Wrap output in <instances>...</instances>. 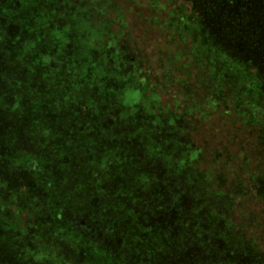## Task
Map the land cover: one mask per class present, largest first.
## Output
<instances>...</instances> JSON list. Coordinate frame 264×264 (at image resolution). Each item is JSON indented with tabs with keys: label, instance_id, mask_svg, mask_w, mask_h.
<instances>
[{
	"label": "rangeland",
	"instance_id": "374dc122",
	"mask_svg": "<svg viewBox=\"0 0 264 264\" xmlns=\"http://www.w3.org/2000/svg\"><path fill=\"white\" fill-rule=\"evenodd\" d=\"M3 1L29 20L12 23L0 13V264H224L216 253L232 248L221 236L233 228L223 210L236 199L216 197L210 174L195 171L182 184L189 197L179 208L180 198L166 192L171 184L163 167L171 160L160 146L172 144L175 160H191L197 169L199 152L187 142L194 98L185 92L187 69L173 56L188 54L199 78L234 83L233 91L264 84V66L250 51L241 59L251 66L237 57L239 35L247 37L246 49L256 45L249 14L228 13L224 21L205 7L211 0H39L34 21L26 0ZM223 4L240 11L243 2ZM137 13L146 23L136 34ZM149 21L165 42L149 33ZM154 45L157 57L149 58ZM226 56L247 66L245 73L234 67L243 80H222L219 70L231 66ZM154 67L164 87L146 78ZM224 92L204 94V103L225 100ZM112 156L128 176L135 205L116 199L119 166ZM215 202L217 218L208 222L201 214ZM115 206L117 223L107 217ZM240 233L244 254H257L254 238Z\"/></svg>",
	"mask_w": 264,
	"mask_h": 264
},
{
	"label": "trees",
	"instance_id": "16d2710c",
	"mask_svg": "<svg viewBox=\"0 0 264 264\" xmlns=\"http://www.w3.org/2000/svg\"><path fill=\"white\" fill-rule=\"evenodd\" d=\"M189 1L197 3V0ZM227 1L228 0H221L217 2L211 0L208 2L209 4H205V7L210 8V15L211 13H213L214 16L218 14L225 19L224 21H228V13L238 17H242L245 13L249 14L248 19H246L248 26L251 27V29L248 30V36L256 40V45L250 47L249 50L246 49L244 46L249 44L246 39L247 37H245L244 34L239 35L241 38L237 41L236 45V49H238L237 57L240 58L238 59L240 62L251 66L252 64L249 63V60H247L248 63H246V60L241 59L243 58L244 52L250 51L249 55L253 56L261 66H264V62H260L261 59H264V45L261 44V42L264 43V33L262 32L264 31V0H238V2H243L240 11H233L223 4L227 3ZM38 2L39 0H32V2L26 0L25 3L29 8L33 9L31 14H33L32 19L34 21L38 20L39 16V13L34 10ZM206 9L207 8H204V12L208 13ZM2 12L10 18L9 20L12 23H27L29 20V16L25 11L17 12L11 2L5 3L3 0H0V13ZM136 15L137 18L135 19V24H133V29L137 34L136 31L138 26H140L139 22L143 23L146 20L138 17V13ZM200 17L201 22L205 24V15L202 13ZM211 17L213 18V16ZM147 23H151L148 24L150 26L149 33L154 35V33L159 32L161 35L160 43H162V41L165 42V38L161 33L162 30L156 27L151 21ZM2 32L0 23V34ZM36 35L37 33L33 35L34 38L32 41L36 43L35 46L38 48L39 45L42 44V41L40 42ZM134 38L136 40L137 36L135 35ZM160 43L158 42L159 45ZM153 49H158V47L156 45L153 46L152 54L148 55L149 58L157 57V55H155L157 52ZM14 51L17 52L19 56H23L25 52L19 44L15 46ZM26 51H28V49ZM36 51H38V49H36ZM159 58L160 57H158V60ZM175 59L177 60L176 62L183 65L184 69H187L185 75L188 78L186 79L185 92L189 93L190 96L194 98L192 109L197 114L194 118L189 120L190 128H188V131L191 140L188 141L187 139V142H190L196 147V151L199 153L195 154L194 158L199 157V159L196 165L197 170L191 163V160H185L180 163L175 160L176 156L179 155V151L176 149L175 152L173 147H171L172 144L169 143L171 149L169 147L168 149H163V147L159 145L161 156L171 160V164H165L166 167H163L164 171H168V173L165 174V178L169 179V182H166L168 185L171 184V186L167 188L171 193L168 192V190L166 192L180 198V202H178L177 205L179 208L184 207L187 204L183 201V197L188 198L189 195H187L186 188H184L182 184L190 182L194 173L207 171L211 176L212 189L216 197L227 194L230 198L236 199L234 206L228 207V209L224 207L225 210H223L226 217L229 216L231 220L230 225L233 230L228 228V230L230 229L232 232L228 234L224 232L221 237L225 238L228 245L232 246V248H230L229 251L224 250L219 253L217 252V257L219 260H222L221 263L224 264H264V92H261V90H264V84L259 83L258 86L256 85L254 88L244 85L243 88L239 87L237 89L238 91H233L230 88L235 85L234 83L229 84L226 81L216 82L211 77L199 78V74H196L195 63H193V61H196L189 58L188 54L173 56L172 61H175ZM225 59L231 66H227L229 72L219 70L222 80L224 77L227 79L229 76L230 82V75L234 77L232 79L235 82L236 80H243L244 77L239 75L234 67L239 66L241 68L239 73H245L247 72V66L238 62L234 56H226ZM250 59L253 60L252 58ZM146 78L155 86H165L159 70H156L155 67L148 70ZM171 86L172 85H168V88H174ZM254 89H257L258 94L255 93ZM223 91H226L224 92L226 94L225 100L219 99L217 104H212L211 106L208 105L207 102L204 103L205 99L202 98L204 94L206 95V93H209L211 96L216 97L218 94H223ZM162 96V104L168 105L163 102L165 100ZM206 110L209 112L204 117L203 114H199L203 111L206 112ZM119 121L123 120L119 119ZM181 143L183 142L180 141L176 146L179 150L182 147ZM185 151L186 150L183 152ZM110 158L118 163V156H112ZM113 160H110V162ZM187 161H189L190 165H188ZM175 162L178 168L175 167ZM118 166L119 182H117V188L114 191L117 197L116 199L117 201H121L119 203L122 207H125L128 201L135 205L134 201H136L137 198L134 196V192L131 191V188L127 186L129 184V181H127L128 176L122 171L123 167L120 163H118ZM175 173L177 176H175ZM119 184H121V186H119ZM190 184L192 185L193 182ZM123 189L128 190V192ZM218 192H220V194ZM118 209L119 208L115 206L112 211L109 210L107 216L116 223L119 221L118 217H120L118 216ZM130 212L131 214L134 212L131 210V207ZM217 214L218 211L215 202L212 204L209 212L207 214H201V216L203 219L208 216V219L205 220L209 222V219H216ZM133 217L142 218L143 216L134 214ZM129 230L132 231L129 232L131 237H135V230H133L131 226ZM240 232H244L248 237L254 238L259 248V250L257 249V254L254 250L246 255L244 254L247 249L243 243V239L245 240V238ZM226 236H228V238ZM248 254H251V256ZM89 258H87V260ZM88 262L91 263L90 261ZM210 263L212 262H206L205 264Z\"/></svg>",
	"mask_w": 264,
	"mask_h": 264
}]
</instances>
